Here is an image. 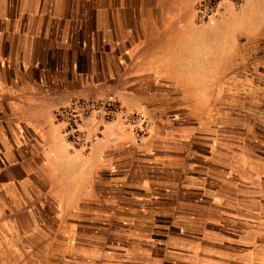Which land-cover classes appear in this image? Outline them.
Wrapping results in <instances>:
<instances>
[{"label": "crops", "instance_id": "crops-1", "mask_svg": "<svg viewBox=\"0 0 264 264\" xmlns=\"http://www.w3.org/2000/svg\"><path fill=\"white\" fill-rule=\"evenodd\" d=\"M206 1L0 0V261L171 264L174 257L177 264H218L217 252L204 250L209 239L203 234L180 231L157 239L156 218L164 208L156 207L226 201L238 207L234 214L243 213L241 230H232L230 259L264 264V174L236 178L234 142L214 134L202 138L218 123L197 118L203 113L194 112L193 99L170 98L169 88H161L223 80L213 46L203 44L209 31L196 23L195 7ZM262 2L242 0V8L249 4L258 15ZM84 98H113L121 116L164 112L183 120L162 118L161 136L138 140L118 115L98 131L87 129L85 147H76L65 140L54 114ZM156 100L171 103L161 113ZM121 144L149 165L140 167V175L122 174L130 181L128 195L116 192L113 201L102 190L108 181L100 173ZM181 162L187 166L171 170ZM229 182L232 192L224 190ZM112 234L116 252L107 247ZM140 240L156 255L128 257Z\"/></svg>", "mask_w": 264, "mask_h": 264}, {"label": "rangeland", "instance_id": "rangeland-1", "mask_svg": "<svg viewBox=\"0 0 264 264\" xmlns=\"http://www.w3.org/2000/svg\"><path fill=\"white\" fill-rule=\"evenodd\" d=\"M248 5L242 8V0H208L195 7L196 23L209 31L204 36L203 44L213 46V63H217L219 76H223L220 83L164 84L161 87L169 88L170 98L186 96L188 102L193 99L194 112L203 113V116L197 118L211 119L218 123L216 131L202 132V138L214 134L218 138H229L231 142H234L236 146L230 149L234 151L236 161L231 171L235 173L236 178L264 174V2L257 4L261 11L258 15H255ZM215 45H217V51ZM204 55H208V52ZM143 86L150 87L149 83ZM147 91L142 92L146 94ZM162 92L164 90H155V93L162 94ZM201 97L206 98V101L198 100ZM161 101L156 100V107L162 113L163 109L169 108L171 102L167 104ZM120 112L121 107L113 98L101 100L84 98L75 100L67 108L58 110L54 114V119L64 125L62 134L66 141L76 147H85L86 130L91 128L98 131L106 123L120 119L118 116L122 115ZM155 112L158 110L156 109ZM162 114L159 117L154 114L153 117L142 113H130L121 116V120L127 127V133L141 140L147 139L149 135L156 132L159 136L162 135L160 132L161 124L164 122L162 118L171 124L183 120H179V115ZM181 117L184 118L186 115ZM157 118L160 120L158 124L153 121ZM186 118L190 119L189 116ZM204 124L207 123L203 122ZM184 127L188 130L190 126L187 124ZM187 130L183 133L188 134ZM195 134L197 137L195 139H198L200 133ZM191 145L189 143L188 149ZM193 146L199 147L200 144H193ZM139 158L137 153H133L130 147H125L123 144L114 147L106 157L100 176L107 179L108 185L102 190L106 191L107 196L112 197L113 201H116L114 195L116 192L122 196L128 195L129 187L126 184L130 181L122 179V174L133 172V175H140L141 168L149 165V160ZM132 161L138 166L134 164L135 167L130 168L129 162ZM217 162H224L222 164L225 165L226 160L218 159ZM185 166H187L186 163H173L171 170L176 171ZM151 173L153 177L161 176V173L157 174L154 171ZM111 178L113 180H110ZM135 182L137 180L133 179V183ZM224 190L232 192V184L230 182L226 184ZM123 202L125 204V201ZM228 203L232 202L220 201L217 207H205L204 204L202 207H197L194 202L193 207H156L164 208L162 216L159 215L156 218L157 227L154 228L156 238L161 239L164 235L176 234L175 232L180 231L186 235L194 234V232L203 234L209 239V241L203 240L205 241L203 248L211 254L214 250L217 252L218 264L219 262L242 264L240 260L230 259L231 254L228 253V247L232 248V243H229L234 239L232 230H241L243 213L234 214V208L238 209V207H228L227 205H231ZM239 208L242 210L243 207ZM210 239H213V242H210ZM114 241V235H108L107 247L111 252H116L119 245ZM144 244L146 242L140 240V245L136 250H129L128 257L146 258L147 255H156L155 252H147ZM123 255H125L124 252ZM132 258L125 261H131ZM171 259V264L178 263V259L174 257ZM37 262L29 260L26 264ZM42 262L44 264H119L113 259ZM0 264H6V261H0Z\"/></svg>", "mask_w": 264, "mask_h": 264}, {"label": "built area", "instance_id": "built-area-1", "mask_svg": "<svg viewBox=\"0 0 264 264\" xmlns=\"http://www.w3.org/2000/svg\"><path fill=\"white\" fill-rule=\"evenodd\" d=\"M73 110V109H72Z\"/></svg>", "mask_w": 264, "mask_h": 264}]
</instances>
